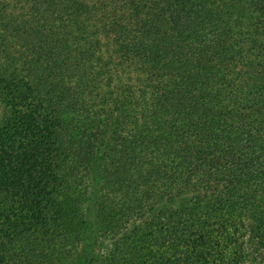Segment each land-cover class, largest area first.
Listing matches in <instances>:
<instances>
[{"label":"trees","instance_id":"16d2710c","mask_svg":"<svg viewBox=\"0 0 264 264\" xmlns=\"http://www.w3.org/2000/svg\"><path fill=\"white\" fill-rule=\"evenodd\" d=\"M0 264H264V0H0Z\"/></svg>","mask_w":264,"mask_h":264},{"label":"rangeland","instance_id":"374dc122","mask_svg":"<svg viewBox=\"0 0 264 264\" xmlns=\"http://www.w3.org/2000/svg\"><path fill=\"white\" fill-rule=\"evenodd\" d=\"M81 261L84 263L86 262L84 257L81 258Z\"/></svg>","mask_w":264,"mask_h":264}]
</instances>
